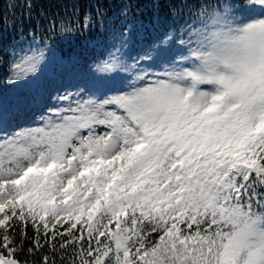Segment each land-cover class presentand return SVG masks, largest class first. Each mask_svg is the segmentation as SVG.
<instances>
[{
    "label": "snow or ice",
    "instance_id": "obj_1",
    "mask_svg": "<svg viewBox=\"0 0 264 264\" xmlns=\"http://www.w3.org/2000/svg\"><path fill=\"white\" fill-rule=\"evenodd\" d=\"M197 2L196 23L134 57L122 30L94 89L0 137V264H264V0ZM21 52L14 85L55 47ZM129 69L137 84L115 86ZM40 102L0 100V128Z\"/></svg>",
    "mask_w": 264,
    "mask_h": 264
},
{
    "label": "trees",
    "instance_id": "obj_2",
    "mask_svg": "<svg viewBox=\"0 0 264 264\" xmlns=\"http://www.w3.org/2000/svg\"><path fill=\"white\" fill-rule=\"evenodd\" d=\"M210 4H227L229 0H203ZM201 8L197 0H0V31L3 44L0 46V61L8 59L12 50L23 39L32 36L51 42L64 56L83 46L89 37L108 34L124 19L147 22L159 19L173 25L196 23V12ZM103 14V15H101ZM88 18L86 21L85 18ZM66 18L75 35L58 37L51 21ZM88 22L91 29L84 28ZM33 235L31 227L27 229ZM31 247L26 242L25 249ZM22 259L34 264V257L26 252Z\"/></svg>",
    "mask_w": 264,
    "mask_h": 264
},
{
    "label": "rangeland",
    "instance_id": "obj_3",
    "mask_svg": "<svg viewBox=\"0 0 264 264\" xmlns=\"http://www.w3.org/2000/svg\"><path fill=\"white\" fill-rule=\"evenodd\" d=\"M194 24V23H191ZM177 30L183 31L184 26ZM122 30H128L131 36L129 41L128 53L135 56L136 53L145 45L146 42L158 39L166 32L170 33L159 25L150 24L148 27L132 28L120 26L114 29L110 34L101 36L98 39L85 44V46L74 53L70 59H62L58 51L55 50L54 56L47 61L46 66L42 67V71L38 74L37 79L27 84L14 85L10 82L9 76L11 72L10 65L15 58L13 53L22 54L21 50L29 51L31 48L42 46L39 38L21 39L20 45L16 51L8 57L0 61V100L11 103L20 95H39L42 102L31 106L26 112L22 113L19 118L10 120L0 128V137L12 135L21 128L38 126L42 123V116L47 114V109L62 107L63 104L57 97L68 94L77 93L83 89L95 88L97 84L94 75V61L97 57L103 55L111 49L113 44L119 46L120 33ZM174 30L172 32H175ZM177 34H179L177 32ZM149 35L151 38L149 40ZM3 44L0 31V46ZM137 73L129 69L126 73L116 76L112 82L117 87L129 89L137 84Z\"/></svg>",
    "mask_w": 264,
    "mask_h": 264
}]
</instances>
